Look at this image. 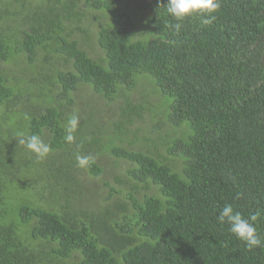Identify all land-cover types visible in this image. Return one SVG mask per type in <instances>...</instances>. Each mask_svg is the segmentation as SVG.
Masks as SVG:
<instances>
[{"label": "trees", "instance_id": "trees-1", "mask_svg": "<svg viewBox=\"0 0 264 264\" xmlns=\"http://www.w3.org/2000/svg\"><path fill=\"white\" fill-rule=\"evenodd\" d=\"M166 3L0 0V264H264L217 220L225 203L259 214L264 239V0H220L179 32ZM145 77L149 107L132 99ZM80 86L112 131L95 102L81 116ZM144 110L162 120L140 135Z\"/></svg>", "mask_w": 264, "mask_h": 264}, {"label": "clouds", "instance_id": "clouds-1", "mask_svg": "<svg viewBox=\"0 0 264 264\" xmlns=\"http://www.w3.org/2000/svg\"><path fill=\"white\" fill-rule=\"evenodd\" d=\"M164 6L166 12L177 21L174 28L179 32L182 22L193 16L207 17L205 22H210L211 19L215 18L213 14L220 9L221 4L220 0H167ZM79 122L80 118L77 113L73 112L67 116L63 129L68 143L74 142ZM17 137L19 144L26 147L37 159H44L51 152V146L40 134L18 132ZM93 162V157L90 155L76 154V165L81 169H86ZM258 215L245 216L236 210L231 203H225L219 209L217 220L220 224H227L228 231L251 250L264 248V239L261 238L256 227Z\"/></svg>", "mask_w": 264, "mask_h": 264}, {"label": "rangeland", "instance_id": "rangeland-1", "mask_svg": "<svg viewBox=\"0 0 264 264\" xmlns=\"http://www.w3.org/2000/svg\"><path fill=\"white\" fill-rule=\"evenodd\" d=\"M149 79H150V77L140 78L136 83V87L138 89L137 88L135 89L134 94L132 96V99H135V100H139V99H142L143 97H145V101L140 102L144 107H149L148 100L153 101V102H155V100H157V98L153 94L150 93V89H152V86L149 85V81H148ZM76 97L79 100L78 104H79L80 109H81L80 110L81 116L84 117L85 112L87 111V107H86V105L83 106L82 102H87L89 105L93 104L96 101L95 95L88 86H80L79 89L77 90ZM95 103H97V107L95 106L96 107L95 110L98 111L97 117L98 118L100 117L99 118L100 123L105 125V129L112 131L111 124H112V121L115 119L114 117H112L113 116L112 112H111L112 106L104 105L102 100H100V99H98V101ZM151 107H153V106H151ZM83 108H85V110H83ZM108 117H111L113 119L108 120ZM161 120H162V116H157V115L151 116V113L148 110H144L143 114H142V119L136 123L138 130H139V134L141 135L142 132L145 133L146 128L155 129L156 122H160ZM160 128H161V130H165L164 124H161ZM129 129L131 132H133L135 130V126L131 125L129 127ZM114 144H115V140L113 138H111L109 140L108 144L106 145V147L107 148L111 147ZM116 144L118 145L120 143L117 142ZM141 145H142V143L139 141L135 145H131V148H137V147H140ZM122 146H129V145L123 144ZM104 160L106 162L110 161L108 158H104ZM102 161H103V159H102ZM102 165L104 167H106L104 164V161H103ZM84 181H85L86 186L91 187L94 185V182H92L93 179L85 177ZM96 184H98V183H96ZM96 184L94 187L98 188V186Z\"/></svg>", "mask_w": 264, "mask_h": 264}]
</instances>
